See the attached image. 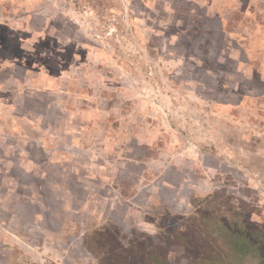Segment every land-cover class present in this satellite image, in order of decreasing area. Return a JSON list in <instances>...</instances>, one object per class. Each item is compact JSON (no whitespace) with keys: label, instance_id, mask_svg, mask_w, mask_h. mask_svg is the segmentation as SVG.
Instances as JSON below:
<instances>
[{"label":"rangeland","instance_id":"374dc122","mask_svg":"<svg viewBox=\"0 0 264 264\" xmlns=\"http://www.w3.org/2000/svg\"><path fill=\"white\" fill-rule=\"evenodd\" d=\"M192 203L264 229V0H0V264L178 259Z\"/></svg>","mask_w":264,"mask_h":264},{"label":"trees","instance_id":"16d2710c","mask_svg":"<svg viewBox=\"0 0 264 264\" xmlns=\"http://www.w3.org/2000/svg\"><path fill=\"white\" fill-rule=\"evenodd\" d=\"M199 205L192 203L197 217L185 220L196 222L199 234L190 232L179 222L177 228L169 231L171 240L180 251L178 259L175 256L173 260L170 258V250L159 238L145 235L121 243L117 239L121 241L124 237L116 235L112 243L103 238H111L106 229L87 233L83 239L85 248L92 255L94 264H184L180 258L187 260L185 264H246V261L264 264L263 228L244 217L243 212H227L226 216H221L214 207ZM163 221V225H158L161 229L168 227L167 222H170L169 219Z\"/></svg>","mask_w":264,"mask_h":264},{"label":"crops","instance_id":"0c3cea01","mask_svg":"<svg viewBox=\"0 0 264 264\" xmlns=\"http://www.w3.org/2000/svg\"><path fill=\"white\" fill-rule=\"evenodd\" d=\"M146 231H147V229H146Z\"/></svg>","mask_w":264,"mask_h":264}]
</instances>
